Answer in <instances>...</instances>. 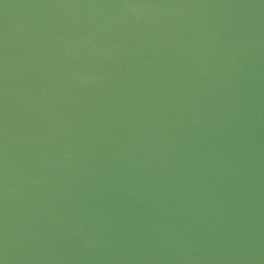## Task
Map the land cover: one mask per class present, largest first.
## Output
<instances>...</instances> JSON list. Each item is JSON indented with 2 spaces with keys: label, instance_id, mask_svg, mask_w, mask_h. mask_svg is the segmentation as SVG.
<instances>
[{
  "label": "water",
  "instance_id": "water-1",
  "mask_svg": "<svg viewBox=\"0 0 264 264\" xmlns=\"http://www.w3.org/2000/svg\"><path fill=\"white\" fill-rule=\"evenodd\" d=\"M0 264H264V0H0Z\"/></svg>",
  "mask_w": 264,
  "mask_h": 264
}]
</instances>
